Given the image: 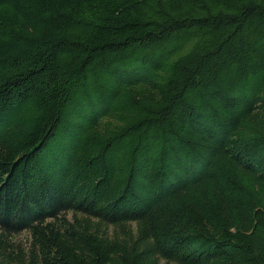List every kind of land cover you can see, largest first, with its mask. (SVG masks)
<instances>
[{
    "label": "trees",
    "instance_id": "obj_1",
    "mask_svg": "<svg viewBox=\"0 0 264 264\" xmlns=\"http://www.w3.org/2000/svg\"><path fill=\"white\" fill-rule=\"evenodd\" d=\"M23 230L26 264H264V0H0V264Z\"/></svg>",
    "mask_w": 264,
    "mask_h": 264
},
{
    "label": "rangeland",
    "instance_id": "obj_2",
    "mask_svg": "<svg viewBox=\"0 0 264 264\" xmlns=\"http://www.w3.org/2000/svg\"><path fill=\"white\" fill-rule=\"evenodd\" d=\"M67 216L69 218L72 217V213L68 212ZM132 227H134V224H131ZM108 229V233L110 234L112 232V228L111 227H106ZM1 234V233H0ZM7 242H8V247H7V253L8 254H17L19 252H21V254H23L24 256V263L26 264V262L28 261V253L30 250V234L27 230H23L17 233H7L6 232V236H5ZM10 254V255H11Z\"/></svg>",
    "mask_w": 264,
    "mask_h": 264
}]
</instances>
